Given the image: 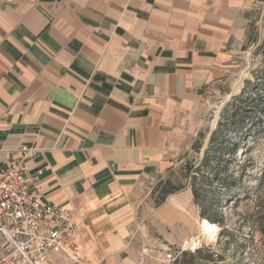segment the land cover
<instances>
[{
    "label": "crops",
    "instance_id": "0c3cea01",
    "mask_svg": "<svg viewBox=\"0 0 264 264\" xmlns=\"http://www.w3.org/2000/svg\"><path fill=\"white\" fill-rule=\"evenodd\" d=\"M260 3L0 0V165L31 149L41 199L74 215L76 264H163L140 213L190 147L205 90L229 75ZM180 204L171 193L158 213Z\"/></svg>",
    "mask_w": 264,
    "mask_h": 264
},
{
    "label": "rangeland",
    "instance_id": "374dc122",
    "mask_svg": "<svg viewBox=\"0 0 264 264\" xmlns=\"http://www.w3.org/2000/svg\"><path fill=\"white\" fill-rule=\"evenodd\" d=\"M252 11L254 25L250 41L234 57L229 75L205 90L204 118L190 147L169 176L159 179L150 189L146 199L148 213H140L146 247L156 250L159 246L163 254L172 252L174 259L183 250L210 247L222 255L220 264H264V235L256 226L264 223V102L253 114L258 126L248 128L250 121L247 119L245 134L228 131L223 135L229 147L233 146L230 154L223 156L229 161L214 162L210 171L216 177L234 181L231 186L222 187L214 180L208 188L209 201L224 215V227L230 235H219L220 226L213 223L217 227L214 237L206 236L201 229L203 218L199 215V206L192 197L187 204L185 194L190 188V175L194 174L192 170L186 172V163L194 166L200 163L212 131L233 111V104L237 102L235 98L242 95V102L238 103L244 105L243 98L253 91L251 83L264 78V0ZM192 145H199V148ZM165 181L173 187H180L173 193L185 205L164 208L158 213L163 203L157 205V201L160 191L167 187ZM174 259H165L163 264H173Z\"/></svg>",
    "mask_w": 264,
    "mask_h": 264
},
{
    "label": "built area",
    "instance_id": "2783aa9c",
    "mask_svg": "<svg viewBox=\"0 0 264 264\" xmlns=\"http://www.w3.org/2000/svg\"><path fill=\"white\" fill-rule=\"evenodd\" d=\"M18 153L0 165V264H54L56 255L79 263L73 213L41 199L26 167L31 149L22 146ZM163 258L174 256L169 251Z\"/></svg>",
    "mask_w": 264,
    "mask_h": 264
},
{
    "label": "trees",
    "instance_id": "16d2710c",
    "mask_svg": "<svg viewBox=\"0 0 264 264\" xmlns=\"http://www.w3.org/2000/svg\"><path fill=\"white\" fill-rule=\"evenodd\" d=\"M251 87L253 91L249 92L243 98V101L247 105L239 104L238 102H242L240 100L242 95L237 96L235 98L237 102L233 104V111L225 117L224 122H220L216 129L212 131L205 154L200 163L197 166L186 163V172L194 171V174L190 175V190L193 201L199 206V215L201 219L203 218L218 224L220 226L219 235L226 234L229 236L230 232L224 227V215L219 213L216 205L213 206L214 204L209 201L211 199L208 188L213 184L214 180L219 181L222 187H229L234 184V181L227 179V177H216L210 171L213 169L214 162L217 164L220 161H229L223 157L224 155L230 154L233 147H229L226 137L223 136L226 132L233 131L245 134L246 129L244 125L247 123V119L250 121L248 128L258 126L255 123L256 120L253 114L259 108V105L264 102V78L255 83H251ZM258 128L255 129L257 130ZM232 145H237V143H232ZM192 146L199 148V145ZM165 184H167V187H164L160 191L161 195L157 201V205L163 203L168 194L180 189V187L177 188L170 185L169 181H165ZM256 226L259 232L264 235V223H257ZM221 260H223L222 255L213 251L210 247H197L193 251H181L180 255L174 259L173 264H220L219 262Z\"/></svg>",
    "mask_w": 264,
    "mask_h": 264
},
{
    "label": "bare ground",
    "instance_id": "6f19581e",
    "mask_svg": "<svg viewBox=\"0 0 264 264\" xmlns=\"http://www.w3.org/2000/svg\"><path fill=\"white\" fill-rule=\"evenodd\" d=\"M201 229L203 233L206 234V236L213 238L217 230V227L215 224L210 223L209 221L203 219L201 221Z\"/></svg>",
    "mask_w": 264,
    "mask_h": 264
}]
</instances>
